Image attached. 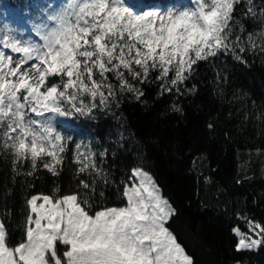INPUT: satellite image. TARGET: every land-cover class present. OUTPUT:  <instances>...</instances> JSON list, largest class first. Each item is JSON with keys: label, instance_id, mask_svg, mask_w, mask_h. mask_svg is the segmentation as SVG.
I'll use <instances>...</instances> for the list:
<instances>
[{"label": "snow or ice", "instance_id": "1", "mask_svg": "<svg viewBox=\"0 0 264 264\" xmlns=\"http://www.w3.org/2000/svg\"><path fill=\"white\" fill-rule=\"evenodd\" d=\"M17 8L26 28L0 11V158L10 159L13 185L18 176L39 179L43 170L58 178L74 145L75 189L55 183L47 194L25 197L15 243L3 218L11 222V209L0 213V264H195L169 226L178 210L143 156L117 182L104 167L108 148L97 150L61 129L68 121H94L98 112L115 116L125 97L147 103L144 85H157V99L195 95L196 85L186 82L200 62L230 56L247 66L246 53L264 54V0H189L166 10L130 0L0 3V10ZM242 20L258 27L248 31ZM221 78L227 80L217 72ZM169 107L183 114L176 101ZM256 119L264 122V114ZM117 137L112 143L123 148L125 133ZM5 188L6 198L12 189ZM235 215L247 229L232 227L235 250L264 247V223Z\"/></svg>", "mask_w": 264, "mask_h": 264}, {"label": "trees", "instance_id": "2", "mask_svg": "<svg viewBox=\"0 0 264 264\" xmlns=\"http://www.w3.org/2000/svg\"><path fill=\"white\" fill-rule=\"evenodd\" d=\"M152 1L168 4L185 0ZM0 2L18 6L43 4L45 0ZM0 11L17 22L25 20L18 8ZM242 11L240 5L236 14L242 16ZM242 22L248 31L258 27L250 20ZM245 59L247 66L230 56L212 63L200 62L194 77L186 82L189 88L196 85L195 95L177 98L165 94L157 99V85H144L143 99L147 103L125 97L120 108L114 109L115 116L98 112L94 121H70L62 129L76 141L81 136L91 140L97 150L108 148L104 167L117 182L136 163L137 155L143 156L146 170L178 210L169 226L195 264H264V247L237 252V239L231 231L237 224L247 231L236 219L237 212L264 223V155L256 152L260 149L264 153V122L256 119L257 114H264V54L249 52ZM217 72L227 80L217 79ZM173 101L182 107V115L170 110ZM208 124L214 127L209 129ZM119 131L125 133L123 148L112 143ZM114 149L115 159L111 156ZM10 167V159L0 158V213L11 209V222L7 216L3 218L14 233L11 241L15 243L25 197L47 194L55 183L64 191L74 190L75 165L68 153L60 177L43 170L38 173L39 179L18 176L14 185ZM204 177H211L212 182L205 183ZM238 179L242 182L237 183ZM28 184L35 186L30 189ZM5 186L12 189V195L6 198ZM106 195L109 203L116 202L114 188L110 187Z\"/></svg>", "mask_w": 264, "mask_h": 264}, {"label": "rangeland", "instance_id": "3", "mask_svg": "<svg viewBox=\"0 0 264 264\" xmlns=\"http://www.w3.org/2000/svg\"><path fill=\"white\" fill-rule=\"evenodd\" d=\"M130 2L132 3V4H134L136 7H138V8H155V9H163V10H166L168 7H171V6H173V5H184V4H187V3H189V0H185V1H183V2H170V3H168V4H164V3H160V2H157V1H145V0H130ZM1 3V2H0ZM137 3H142V4H144V6L143 7H139L140 5H138ZM3 18L4 19H6L5 17H4V15H3ZM11 20H12V22H13V25L14 26H17V27H19L20 25H19V23L17 22V20H15V18H13V17H11ZM63 129V128H62ZM61 129V130H62ZM63 131V130H62ZM80 140H83V141H85V142H87V141H89V140H86L85 138H83V136H81V137H79L78 138V141H80ZM74 147V146H73ZM73 147H71L70 145H69V149H70V151L68 152L69 154H70V157H71V149L73 148Z\"/></svg>", "mask_w": 264, "mask_h": 264}, {"label": "bare ground", "instance_id": "4", "mask_svg": "<svg viewBox=\"0 0 264 264\" xmlns=\"http://www.w3.org/2000/svg\"><path fill=\"white\" fill-rule=\"evenodd\" d=\"M137 4L140 5L139 7H143L144 6V4H142V3L141 4L140 3H137Z\"/></svg>", "mask_w": 264, "mask_h": 264}, {"label": "built area", "instance_id": "5", "mask_svg": "<svg viewBox=\"0 0 264 264\" xmlns=\"http://www.w3.org/2000/svg\"><path fill=\"white\" fill-rule=\"evenodd\" d=\"M69 122V121H68ZM68 122H66V123H68Z\"/></svg>", "mask_w": 264, "mask_h": 264}]
</instances>
